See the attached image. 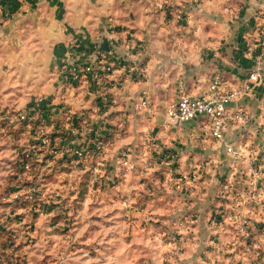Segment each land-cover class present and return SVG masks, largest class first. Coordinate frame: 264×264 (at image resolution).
Wrapping results in <instances>:
<instances>
[{
	"label": "rangeland",
	"instance_id": "1",
	"mask_svg": "<svg viewBox=\"0 0 264 264\" xmlns=\"http://www.w3.org/2000/svg\"><path fill=\"white\" fill-rule=\"evenodd\" d=\"M177 15L165 26H188ZM169 63L168 92L137 90L110 121L105 91L94 116L49 131L39 109L0 114V264H264V113L218 138L166 122L182 77ZM128 68L140 84L143 67Z\"/></svg>",
	"mask_w": 264,
	"mask_h": 264
},
{
	"label": "crops",
	"instance_id": "2",
	"mask_svg": "<svg viewBox=\"0 0 264 264\" xmlns=\"http://www.w3.org/2000/svg\"><path fill=\"white\" fill-rule=\"evenodd\" d=\"M0 4V114L6 107L32 112L39 108L48 131L56 129L58 120L67 127L70 117L77 121L94 116L105 92L116 102L105 113L112 116L109 121L113 111L121 109L120 101L127 99V110L132 97H139V104L137 90L168 92V83L162 90L159 86L167 62L182 74L173 81L179 83L177 91L171 89L177 100L180 94H204L214 74L231 88L246 83L256 69L264 77V0H0ZM181 13L188 26H165V15L174 18ZM104 44L108 50L99 52ZM103 61L112 66L107 74ZM80 63L93 66L99 76L67 74L66 68ZM136 64L143 67L142 84L129 78L128 67ZM4 80L14 88L4 90ZM172 104L162 115L168 123ZM231 106L244 110V120L263 114L264 86L253 82ZM190 122L202 126L201 120ZM246 124L245 130L257 129Z\"/></svg>",
	"mask_w": 264,
	"mask_h": 264
},
{
	"label": "built area",
	"instance_id": "3",
	"mask_svg": "<svg viewBox=\"0 0 264 264\" xmlns=\"http://www.w3.org/2000/svg\"><path fill=\"white\" fill-rule=\"evenodd\" d=\"M105 58L106 55L103 56V60H105ZM103 62L104 72L107 74L112 71L111 64L107 61ZM66 72L67 74H71L73 78H76L79 74H93L96 78L99 76L94 71L93 66L83 63L66 68ZM259 76V71L254 70L250 73L246 83L231 88L225 85V82L220 75L214 74L210 79L208 90L204 94L195 97L183 95L172 104L168 110L169 123L177 124L201 120L203 126L202 129L205 135L211 138L220 137L222 132L244 119V110L240 107L232 108L231 104L247 92L250 85L253 84V82H256ZM144 97H141V104L143 105L147 103V100L144 99ZM106 101H108L107 96H100L99 103L95 106L94 112H99L101 105ZM31 113L33 112L28 110L19 111L15 114V117L18 122L28 123L32 119ZM43 119H45V117L42 115L41 120ZM80 127L81 126L77 124V129H80ZM43 136L45 135L43 134ZM42 143L47 144V139L43 137ZM232 149L231 146L227 147L228 152H231ZM77 154L81 155V152H77ZM124 163L127 162L125 161Z\"/></svg>",
	"mask_w": 264,
	"mask_h": 264
},
{
	"label": "water",
	"instance_id": "4",
	"mask_svg": "<svg viewBox=\"0 0 264 264\" xmlns=\"http://www.w3.org/2000/svg\"><path fill=\"white\" fill-rule=\"evenodd\" d=\"M104 50H108V47L104 44V45H101L100 47H99V49H98V51L99 52H102V51H104Z\"/></svg>",
	"mask_w": 264,
	"mask_h": 264
}]
</instances>
